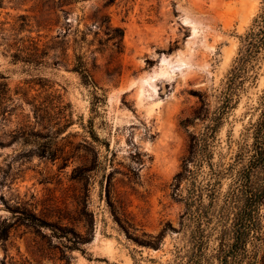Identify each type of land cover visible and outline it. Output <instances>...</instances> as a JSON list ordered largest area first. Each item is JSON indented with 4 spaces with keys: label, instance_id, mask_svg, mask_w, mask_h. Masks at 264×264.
<instances>
[{
    "label": "rangeland",
    "instance_id": "rangeland-1",
    "mask_svg": "<svg viewBox=\"0 0 264 264\" xmlns=\"http://www.w3.org/2000/svg\"><path fill=\"white\" fill-rule=\"evenodd\" d=\"M101 1L77 3L69 17L89 14ZM41 3L3 0L0 19L24 13L54 20ZM260 6L115 0L106 11L123 30L121 50L88 54L96 90L51 58L40 65L13 60L0 45V264H184L175 253L184 244V204L171 196V182L188 131L200 122L188 131L179 122L199 94L212 109L211 93L226 80ZM62 21L59 15L48 33ZM247 65L216 151L235 148L257 116L264 47ZM261 219L264 226V204Z\"/></svg>",
    "mask_w": 264,
    "mask_h": 264
},
{
    "label": "trees",
    "instance_id": "trees-1",
    "mask_svg": "<svg viewBox=\"0 0 264 264\" xmlns=\"http://www.w3.org/2000/svg\"><path fill=\"white\" fill-rule=\"evenodd\" d=\"M41 1L44 17L54 20L41 22L42 17L24 13L17 14L12 22L0 19V45L10 51L13 60L40 65L51 58L53 65L69 67L83 84L96 90L88 54L102 53L107 47L114 52L121 50L123 30L111 24L106 11L115 0H102L89 14L81 10L82 14L75 18L69 17L75 5L87 0ZM260 4L251 26L241 37L238 56L226 80L216 94L211 93L215 98L212 109L207 96L199 94V104L179 122L186 131L189 125L200 122L197 130L188 131L186 151L171 182V196L184 204L178 229L184 244L176 246L175 251L184 264H264V88L255 106L257 116L244 127L235 148H215L216 133L234 104L247 64L264 47V0ZM3 9L0 0V17ZM59 15L63 20L61 28L50 35ZM42 29H46L44 34ZM94 98L101 100L96 95ZM22 219L37 224L27 214ZM4 236L0 230V238ZM158 236H163V231Z\"/></svg>",
    "mask_w": 264,
    "mask_h": 264
},
{
    "label": "bare ground",
    "instance_id": "bare-ground-1",
    "mask_svg": "<svg viewBox=\"0 0 264 264\" xmlns=\"http://www.w3.org/2000/svg\"><path fill=\"white\" fill-rule=\"evenodd\" d=\"M167 71V68L166 67H162L161 69H160V72H166ZM151 109V108H150Z\"/></svg>",
    "mask_w": 264,
    "mask_h": 264
}]
</instances>
